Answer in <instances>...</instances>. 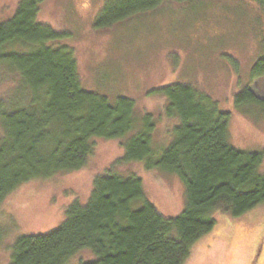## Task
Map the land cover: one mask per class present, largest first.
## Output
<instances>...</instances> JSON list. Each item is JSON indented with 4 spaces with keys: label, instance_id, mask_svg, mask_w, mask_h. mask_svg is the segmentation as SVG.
Listing matches in <instances>:
<instances>
[{
    "label": "trees",
    "instance_id": "1",
    "mask_svg": "<svg viewBox=\"0 0 264 264\" xmlns=\"http://www.w3.org/2000/svg\"><path fill=\"white\" fill-rule=\"evenodd\" d=\"M41 1L19 0L0 21V68L17 75L13 97H0V204L28 181L83 168L97 138H124V152L93 177L87 203L68 206L57 228L14 239L8 264H70L88 250L95 258L78 264H186L211 233L216 214L232 221L227 235L246 236V215L259 209L260 219L264 213L262 153L229 144L228 113L189 84L153 90L164 101V117L175 121L170 142L154 150V116L139 111L130 97L83 88L65 33L38 18ZM161 1L104 0L95 26H110ZM254 1L264 11V0ZM251 75L264 77V56ZM235 104L256 106L264 115V98L247 87ZM133 162L178 176L186 203L176 217H162L146 199L141 179L122 174ZM254 229L248 264H264V221Z\"/></svg>",
    "mask_w": 264,
    "mask_h": 264
},
{
    "label": "rangeland",
    "instance_id": "2",
    "mask_svg": "<svg viewBox=\"0 0 264 264\" xmlns=\"http://www.w3.org/2000/svg\"><path fill=\"white\" fill-rule=\"evenodd\" d=\"M18 1L0 0V21L12 15ZM103 1L42 0L39 4V20L65 33L63 42L73 50L83 88L108 98L130 97L139 111L152 114V146L159 150L170 142L175 121L164 117V101L153 90L174 84L195 86L228 113L229 144L262 153L259 171L264 174V115L256 106L235 104V96L245 87L264 98V77L251 75L253 64L264 56L260 5L254 0H162L100 28L95 20ZM16 76L0 68V97H13L10 90ZM123 139H95L83 168L28 181L2 201L0 264H8L10 247L18 236L45 234L61 224L72 203H87L93 177L123 155ZM121 172L141 179L146 199L162 217H176L184 209L186 196L177 175L146 169L143 162H133ZM260 211L246 215V236L235 231L232 237L227 235L232 221L216 214L211 233L195 245L186 264H248L256 236L249 232L264 221V213L258 218ZM88 251L75 255L70 264L94 259Z\"/></svg>",
    "mask_w": 264,
    "mask_h": 264
}]
</instances>
